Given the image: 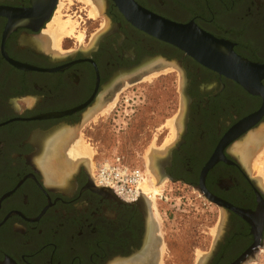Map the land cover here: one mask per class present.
<instances>
[{
  "label": "flooded vegetation",
  "instance_id": "flooded-vegetation-1",
  "mask_svg": "<svg viewBox=\"0 0 264 264\" xmlns=\"http://www.w3.org/2000/svg\"><path fill=\"white\" fill-rule=\"evenodd\" d=\"M135 1L173 22L194 23L264 64V0ZM63 2L69 0H0V264H139L146 257L158 264L164 237L146 196L120 198L96 185L84 163L60 179L44 164L52 142L76 135L126 80L169 66L185 72L191 102L186 133L161 178L201 188L217 210L205 264L260 256L264 186L242 147L264 125V94L137 29L113 0H101L108 26L102 38L81 46L68 36L59 49L50 26ZM74 10L90 19L78 4ZM93 25L88 29L96 31Z\"/></svg>",
  "mask_w": 264,
  "mask_h": 264
},
{
  "label": "rangeland",
  "instance_id": "rangeland-1",
  "mask_svg": "<svg viewBox=\"0 0 264 264\" xmlns=\"http://www.w3.org/2000/svg\"><path fill=\"white\" fill-rule=\"evenodd\" d=\"M76 4L83 12L84 9L87 10L90 19L84 17L81 20L74 16L72 10ZM91 6L82 0H69L67 4L63 2L60 5L55 15V18L58 17L60 11L63 21L71 19L78 25L70 37L83 34V40L79 41L81 46H86L88 42L90 44L98 34L104 32V28H108L103 12L95 18L89 14ZM91 22L95 23L93 27H96V31L88 29ZM67 37L64 36L61 43L67 41ZM165 69L167 71L162 68L157 77L150 75L148 79L143 75L123 87L120 86L112 98L77 129L76 143L85 142L93 153V166L85 164L93 181L102 163L118 157L130 168L145 172L140 189L149 201L154 202V214L161 224V236L164 237L161 240L158 264H198L202 255L209 254L214 246L219 214L196 188L182 183H170L161 178L160 169L165 164L168 149L179 137L181 125L176 131L175 139L166 148V153L159 158L158 175L160 182L162 181L161 186L156 193L151 189L153 183L148 170L147 155L152 148L161 149L172 136L168 122L181 117L183 105L181 73L173 66ZM262 129L264 126L259 131ZM261 155L264 156V150L254 155L251 165L264 186V163L262 172L257 169L259 160L263 157ZM258 259L259 256L247 264H257Z\"/></svg>",
  "mask_w": 264,
  "mask_h": 264
},
{
  "label": "water",
  "instance_id": "water-1",
  "mask_svg": "<svg viewBox=\"0 0 264 264\" xmlns=\"http://www.w3.org/2000/svg\"><path fill=\"white\" fill-rule=\"evenodd\" d=\"M125 18L137 29L166 41L186 53L187 56L194 58L200 64L213 69L220 74L234 80L251 94H264L262 81L264 80V64L253 63L239 55L233 49L228 41L220 40L202 30L194 23L181 24L161 17L150 10L139 5L135 0H113ZM98 34L95 38L97 42L102 38ZM182 76L181 94L183 105L181 110V129L180 140L171 146L167 151L165 162L170 164L172 160V151L178 148L182 142L183 133H186V123L188 120L189 105L191 98L187 93V79L185 72L178 69ZM248 122V121H245ZM213 163L210 162L205 167L200 176L201 185L204 182L207 171ZM169 180L175 182L171 177ZM184 182V181H181ZM203 194L201 188L194 187ZM112 192L110 189H106ZM208 198V197H207ZM210 201L216 202L215 200ZM211 253V252H210ZM210 253L205 256V264L209 259ZM255 259V258H254ZM243 260V257L240 261Z\"/></svg>",
  "mask_w": 264,
  "mask_h": 264
},
{
  "label": "bare ground",
  "instance_id": "bare-ground-1",
  "mask_svg": "<svg viewBox=\"0 0 264 264\" xmlns=\"http://www.w3.org/2000/svg\"><path fill=\"white\" fill-rule=\"evenodd\" d=\"M82 1H84L86 3H90L92 5L91 6L92 8H91L89 14L93 18L99 16L98 14L103 12V2H101V0H82ZM62 19L63 18L61 17V12L59 11L58 17H56L53 20L54 22H52V25L50 26L51 34L55 35V41L57 44L56 46L59 49H60V43L62 41V38L64 36H71L72 34H74L75 26L78 27V25L75 22H72L71 19H69V20L67 19V21H63ZM83 38H84V35L81 33H78V36H77L78 41H82ZM163 71H167V69L164 68ZM160 72L161 71L158 70V71H153V73L151 72L150 74L148 73L145 75L147 76L146 78L149 79L150 75L157 77ZM129 82L130 81L126 80L124 85L128 84ZM107 107H108V105H107ZM180 122H181V117L179 119L174 118V119L170 120L168 122V126L171 129L172 136L166 141L165 145L161 149L158 150V149L152 148L147 155L148 170L152 176L151 183H153L151 185L152 186V188H151L152 192L156 193L158 191V188L161 186L160 184L162 183V181L160 182L161 178H159V175H158L159 174L158 173L159 158L166 153V151H167L166 148L175 139L176 131L178 129H180V125H181ZM72 132L70 131L68 133H64V134L60 135L58 138H56L54 142H52L51 153L48 156V158L44 164V168L47 169L48 173L51 176L59 177V179H60V176L62 174H64L67 171L69 172L70 170H72L74 167H76L81 162H83L84 164H88L90 167L93 166V162H92L93 153H92L90 147L85 142L81 143V141H80L79 143H76L77 134L73 135ZM244 146L245 147H242V150H243L242 152H243L245 161L246 162H248L250 160L252 161L254 155L257 152H259V151L262 152L264 150V129H262L259 132L252 134L247 139ZM261 156H263V155H261ZM263 157L260 158V160H259L260 163L257 166V169L259 170V172L262 170V166L264 163ZM157 184L159 186H157ZM144 194L141 196H144ZM151 204L154 208V202L153 201H151ZM205 256L202 255L198 264H202V262H204ZM147 258L148 257L144 258V260L140 261L139 264H146L145 259H147ZM149 264H150V262H149Z\"/></svg>",
  "mask_w": 264,
  "mask_h": 264
},
{
  "label": "built area",
  "instance_id": "built-area-1",
  "mask_svg": "<svg viewBox=\"0 0 264 264\" xmlns=\"http://www.w3.org/2000/svg\"><path fill=\"white\" fill-rule=\"evenodd\" d=\"M144 178L145 172L130 168L118 157L101 164L94 175V182L100 187L112 190L122 199L134 200L143 193L140 184ZM257 264H264V253L259 256Z\"/></svg>",
  "mask_w": 264,
  "mask_h": 264
}]
</instances>
